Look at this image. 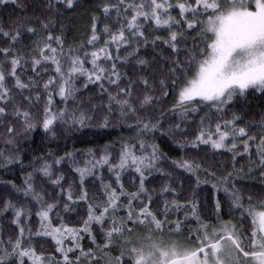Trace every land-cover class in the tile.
<instances>
[{
    "label": "snow or ice",
    "instance_id": "6c2138e0",
    "mask_svg": "<svg viewBox=\"0 0 264 264\" xmlns=\"http://www.w3.org/2000/svg\"><path fill=\"white\" fill-rule=\"evenodd\" d=\"M10 6L21 4L0 0V9ZM80 6V0H46L57 16L60 8ZM98 7L103 20L91 18L86 41L91 51L83 44L66 47L64 36L53 34L51 19L0 25V168L24 167L17 145L37 128L54 138L63 129L92 127L91 105L79 104L77 93L96 85L108 100L101 128L112 127L109 117L135 120L141 135L161 131L165 121L175 135L194 127V138L179 147L230 153L231 171L226 167L217 177L210 169L219 164L171 161L174 170L195 177L197 188L209 183L208 177L215 181L211 215L204 216L198 192L180 204L167 199L175 195L171 185L163 186V207L153 211L146 181L153 173L165 179L172 173L158 146H146L139 137L121 142L115 156L106 148L99 156L88 152L83 162L71 152L49 154L50 163L37 157L21 186L0 181V218L11 213L16 226L15 235L0 234V264H264V198H245L236 186L257 167L264 185V134L257 138L240 127L241 117L233 111L249 97L264 98V0H101ZM25 37L32 41L30 52ZM149 48L153 53L167 48L171 55L159 56L162 67L156 68L144 58L147 51L141 54ZM125 66L131 76L121 71ZM137 89L143 93L137 95ZM56 97L63 107L56 106ZM250 141L256 142L258 161L252 160ZM242 156L247 168L237 165ZM65 163L75 173V193L57 167ZM105 169L112 182H105ZM125 173L135 191L126 189ZM89 177L99 180V201L89 199L84 187ZM81 202L86 219L80 227L69 226L63 214ZM85 236L91 242L87 250ZM49 241L59 256L37 250Z\"/></svg>",
    "mask_w": 264,
    "mask_h": 264
},
{
    "label": "trees",
    "instance_id": "16d2710c",
    "mask_svg": "<svg viewBox=\"0 0 264 264\" xmlns=\"http://www.w3.org/2000/svg\"><path fill=\"white\" fill-rule=\"evenodd\" d=\"M100 2L101 0H80V7L74 9L60 8L61 14L57 16L56 13L50 12L47 9L46 0H18V3L21 4L20 8L10 6L7 9H0V25L9 28L25 23L36 24L37 18L44 22L51 19L53 21L51 25L53 34H62L66 42V47L72 46L73 48H78L83 44L85 48L91 51L92 49L87 45L86 41L90 35L92 16H100L101 21L103 20V16L100 14V9L98 7ZM102 27L103 24L98 23V29ZM31 43L32 41L27 40L25 37V47L28 48L29 52L31 51L29 47ZM0 46H2V42H0ZM123 51L124 50L121 49L122 53ZM145 51H147L149 55H146L144 58L152 61L156 68L162 67L158 59L159 56L171 55L167 48L157 49L155 53H153L151 48L147 50L141 49V54H144ZM181 58L183 57L181 56ZM121 71L128 72L129 76L132 75L128 66L121 68ZM49 72H51V68ZM142 93L143 89H137V95H141ZM77 96L79 97V104L91 105L92 111L90 115L93 117V126L81 131L63 129L57 131L54 138L47 136L42 129L37 128L28 139L20 140L17 145L24 167L21 168L20 165L13 164L10 166L11 170L0 168V181H13L18 186H21L27 172L32 171V166L39 163L37 157H43L50 163L49 154L56 157L63 156L65 152H71L78 161L83 162L88 159V152H94L99 156L106 148L114 149L112 155L115 156L116 152L119 151L121 142H136L139 137L145 141L146 146L152 143L158 146L159 151L163 153L162 164L165 170L172 173V176L168 179H165L158 173H153L149 180L146 181L149 195H151L154 201L153 211H158L163 207L164 199H162V196L164 194L161 191L163 186L171 185L175 195L167 196L168 200L176 199L180 204H184L185 201L192 198L191 194L194 191L198 192L199 196L197 199L201 203L200 211L204 216L211 215V201L214 195L211 189V183L215 182L213 178L208 177L209 183L201 184V186L197 188L195 177L180 169L174 170L171 161L195 159L198 162H203L205 165L219 164L218 168L210 169L215 170L217 177H219L224 168L227 167L228 170L231 171L230 165L232 161L230 153L214 154L211 150H202L205 146H201V150L180 148L179 144H186L194 138L196 128L189 127L187 133L183 136L175 135L167 131L169 127L167 121H165L164 128L161 131L142 135L136 126L137 122L133 119L121 120L109 117V119L112 120V127L108 129L101 128L99 126V121L107 115L105 112V107L108 104L106 95H101L100 89L96 85H89V88L86 90L81 88ZM168 101L170 106L172 103L171 96L168 97ZM69 105H72V101H69ZM56 106L63 107L59 97H56ZM84 110L88 111L87 108ZM157 111H159V109H157ZM233 111L241 117V122H238L239 126L246 127L251 135H254L257 130H260L261 125L264 124V98H261L259 95L249 97L247 103L241 101ZM231 115L232 113H229V118ZM249 143L252 150V160L258 161L256 142L250 141ZM0 146H3L2 140H0ZM237 165L238 167L247 168L249 166V161L246 157H237ZM57 167L63 169L66 187L69 184L72 185L75 193L78 190V182L75 180V173L71 172L70 166L67 163ZM258 173L259 169L257 167L255 173L250 178L246 177L243 180L237 179L236 181V186L241 190L244 197L247 198L248 195H251L254 201L264 198V185L260 183V176ZM103 178L105 182H112L113 180L111 174L106 169L103 171ZM201 178L204 179L203 175ZM129 179L130 174L125 173L123 181L126 189L135 191L136 189L129 183ZM2 187L3 186L0 185V189H2ZM84 187L88 191L90 200H100L103 190L99 184V180H93V178L89 177L85 180ZM47 190L49 194H51L52 189L48 188ZM221 195L223 194L221 193ZM45 198L47 199V197ZM86 211V205L81 202V205L76 211L63 215L65 216L66 222L69 223V226L80 227L81 222L86 219ZM6 216L8 217L7 219L0 218V234H2L5 239L10 235H15L16 228L11 222V213H7ZM224 219L228 220L229 217L226 216ZM32 223L34 227H38V225L35 224V220H33ZM246 227L249 226L246 225ZM93 231L96 232L95 226ZM96 234L99 237V233ZM97 242H101L99 238ZM82 245L86 250L91 246V242L87 236L83 239ZM36 246L37 250L43 251L45 255L59 256V254L54 251V242L49 241L44 244L42 248L40 245Z\"/></svg>",
    "mask_w": 264,
    "mask_h": 264
},
{
    "label": "rangeland",
    "instance_id": "374dc122",
    "mask_svg": "<svg viewBox=\"0 0 264 264\" xmlns=\"http://www.w3.org/2000/svg\"><path fill=\"white\" fill-rule=\"evenodd\" d=\"M262 134H264V133H262L261 132V129H260V130H257V132H255L254 136H256L257 138H259ZM181 239H183V238H181Z\"/></svg>",
    "mask_w": 264,
    "mask_h": 264
}]
</instances>
